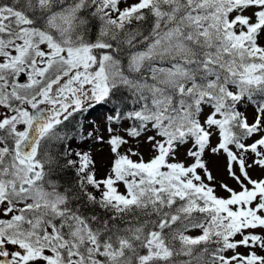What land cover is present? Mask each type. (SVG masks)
I'll use <instances>...</instances> for the list:
<instances>
[{"label": "snow or ice", "instance_id": "obj_1", "mask_svg": "<svg viewBox=\"0 0 264 264\" xmlns=\"http://www.w3.org/2000/svg\"><path fill=\"white\" fill-rule=\"evenodd\" d=\"M0 264H264V0H0Z\"/></svg>", "mask_w": 264, "mask_h": 264}, {"label": "rangeland", "instance_id": "obj_2", "mask_svg": "<svg viewBox=\"0 0 264 264\" xmlns=\"http://www.w3.org/2000/svg\"><path fill=\"white\" fill-rule=\"evenodd\" d=\"M89 120L90 121H96V120H98V117L96 114H93L92 116L89 117Z\"/></svg>", "mask_w": 264, "mask_h": 264}]
</instances>
